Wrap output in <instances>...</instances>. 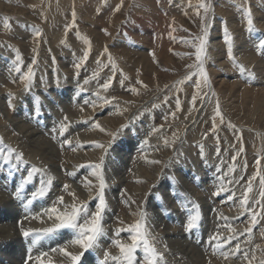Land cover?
<instances>
[{"label":"rangeland","instance_id":"374dc122","mask_svg":"<svg viewBox=\"0 0 264 264\" xmlns=\"http://www.w3.org/2000/svg\"><path fill=\"white\" fill-rule=\"evenodd\" d=\"M204 2L210 11L197 15L201 0H0V264H10L14 252L20 264H73L60 249L81 255L80 264H101L106 253L121 256L114 242L131 243L126 229L141 213L163 254L158 264L264 262V54L257 48L264 39V0ZM225 27L237 62L255 79L241 76L229 60ZM204 28L210 86L189 67L197 63L193 44ZM29 68L30 87L23 79ZM8 149L14 152L5 163ZM97 164L106 185V235L85 251L71 243L72 229L45 234L58 223L47 210L83 204L94 213ZM15 208L21 214L16 225ZM197 212L198 227L189 232L187 221ZM118 229L125 231L117 236ZM217 234L219 251L210 242ZM136 257L142 264L143 251Z\"/></svg>","mask_w":264,"mask_h":264},{"label":"snow or ice","instance_id":"6c2138e0","mask_svg":"<svg viewBox=\"0 0 264 264\" xmlns=\"http://www.w3.org/2000/svg\"><path fill=\"white\" fill-rule=\"evenodd\" d=\"M201 8L204 10V13L207 14L211 9V5L209 3L204 2V0H201V3L199 4L197 8V15L200 14L199 10ZM116 11H119V7L116 9ZM246 15H247L248 31L250 33H254L256 29L254 27V21L252 18V13H251L250 8L247 10ZM73 17H75V12H73ZM203 19L206 20L207 15H205ZM224 31H225V42L228 45L229 60L232 61L233 65L239 70V74L241 76L246 75L249 80L255 79V73L248 71L247 69H245L243 65H240L237 62L236 57L233 55L232 37L227 31V27H225ZM105 33L108 34L107 30H105ZM35 34L37 36L41 35L38 29L35 30ZM207 36H208L207 28H204L203 35L197 38L198 44H193V47L195 48V58H196L197 63L195 65H190L189 67L196 68V73L194 74L200 76V78L204 81V83L210 86V80L207 75V71L204 67V60L206 58V45L208 42ZM188 43H191V42H188ZM257 48L261 52V54H264V39H260L258 41ZM19 58H20L19 54H17V59ZM84 59L85 60L87 59V53L85 54ZM109 60L111 61L110 56H109ZM79 66H80L79 64L76 65L77 68H79ZM113 68H115V65H113ZM17 71H19V69H17ZM33 75L34 74L32 72V69L29 68L27 74L24 75L23 77V79L28 82L29 87L31 86ZM85 83H87V81H85ZM110 83L111 81L105 83L104 88L107 89L110 86ZM196 87L197 89H199L200 85L197 84ZM103 102L110 103L111 101L104 99ZM193 103H195V97H193ZM9 105L11 106V101H9ZM177 106H179V103ZM36 112H37V115L40 114L39 108H37ZM216 115L220 117L221 121H223V115L220 112L218 103H217V108H216ZM65 119H67V117H65ZM95 127L99 128L100 126L97 123ZM230 127L234 128L235 126L230 125ZM214 129H215V125H214ZM65 130H66V127L64 125H61V131H65ZM65 143L71 145L70 140H66ZM2 144H3V141H2V138H0V158L4 157V149H3ZM96 147L102 148L103 145L97 144ZM13 152H14L13 149L7 150V159H5V163L11 162V157H12ZM18 159L20 160L23 159L22 154L18 156ZM256 163L257 165H259L260 161L257 160ZM100 170H101V165L97 164L94 166L93 175H96L99 180V193H98L99 204L96 208V211L89 215L87 206L83 204L80 206H76L74 204L71 206L70 211H65V212H60L59 209L53 206L51 209L47 210L49 213L52 214L49 216V218L51 219L52 216L54 215L55 220L58 221V223L54 227L46 229L45 234L56 232L57 230L62 229V228H68V229L74 230L75 232V238L71 241L72 244L79 246L81 249L85 251L98 245L100 238L103 235H106V233L104 232L103 226H102V221H103V214L107 206L105 198H104V188L106 185H105V181H104L103 175ZM30 179L31 177H29V180ZM253 179H255V177H253ZM48 183L50 185L51 181H49ZM86 186L91 187V182H88V185ZM261 186L262 188H264V177H261ZM68 187H69L68 185H65L64 186L65 190H67ZM44 191L45 189L41 188V191L38 195L42 196L44 194ZM251 191H252L251 182H249L247 192L244 194V198L241 201L242 207L248 204L247 193H250ZM215 194L219 195V192ZM70 195H72L73 198L75 199V193H70ZM260 196L262 199H264V191H261ZM58 200H59V203L63 204L64 202L63 196L59 197ZM29 203H31V201H29ZM125 203H127V201H125ZM257 203H259V201H257ZM196 207L198 208L199 206L196 205ZM245 211H247V208H245ZM82 215L84 216L83 222H81ZM145 215L146 214L141 213V219L137 221L134 225H129L128 228L126 229V231L130 233L129 239L131 243L124 244L120 240H116L114 242V245L117 248H119L121 256L111 257L110 253H106V259L105 261L101 262V264H107V260L109 258L112 259L113 261H117L118 264H137L136 253L141 250L143 251L142 264H158L159 261H163V254L157 251L153 243L152 237L147 230L146 221L144 219ZM199 219H200V215L198 212L196 215L190 216V218L187 221V225H186L187 231L191 232L193 229H196L198 227ZM250 222L253 226L257 223V214L253 213L251 215ZM121 231H125V229H118L116 231V235L119 236ZM246 231L249 234H251L252 229L248 228L246 229ZM23 235L27 238L31 235V232L23 231ZM220 239L222 238L219 237V234H217L216 236H212L210 238V242L213 240L216 241L217 251H219L222 247L220 243ZM230 242H231V238L229 239V243ZM60 251L63 252L65 256L70 257L71 260L73 261V264H80L81 255H72L66 249H60ZM239 251H240L239 244H237L235 248V252L238 253ZM222 255H224L225 259H227L229 256L227 252L222 253ZM29 259H31V256H29ZM262 264H264V262H262Z\"/></svg>","mask_w":264,"mask_h":264},{"label":"bare ground","instance_id":"6f19581e","mask_svg":"<svg viewBox=\"0 0 264 264\" xmlns=\"http://www.w3.org/2000/svg\"><path fill=\"white\" fill-rule=\"evenodd\" d=\"M54 149H55V148H54ZM51 150H52V149H51ZM44 151H45V150H44ZM48 154H49V153H48ZM134 154H135V153H134ZM129 161H130V160H129ZM116 164H117V163H116ZM121 164H122V163H121ZM56 166H57V165H56ZM123 167H124V166H123ZM57 168H58V167H57ZM53 170H55V169H53ZM56 172H57V171H56ZM152 174H154V173H152ZM123 175H124V174H123ZM150 175H151V174H150ZM179 175H180V174H179ZM55 177H56V176H55ZM57 177H58V176H57ZM171 178H172V177H171ZM177 181H178V180H177ZM183 181H184V180H183ZM184 187H185V186H184ZM185 189H186V188H185ZM185 191H186V190H185ZM146 193H147V192H146ZM194 193H195V192H194ZM3 194H4V193H3ZM3 194H2V195H3ZM5 194H6V193H5ZM10 194H11V193H10ZM55 194H56V193H55ZM113 194H114V193H113ZM2 195H1V196H2ZM6 196H7V195H6ZM86 196H87V195H86ZM111 197H113V196H111ZM197 197H198V196H197ZM5 198H6V197H5ZM190 198H191V197H190ZM166 199H167V198H166ZM168 199H169V198H168ZM198 199H199V198H198ZM8 201H9V200H8ZM165 201H166V200H165ZM10 202H11V201H10ZM187 202H188V201H187ZM36 203H37V202H36ZM190 205H191V204H190ZM38 208H39V207H38ZM15 210H16V208H15ZM36 210H37V209H36ZM176 210H177V209H176ZM195 210H196V209H195ZM41 211H42V210H41ZM225 211H226V210H225ZM5 212H6V211H5ZM42 212H43V211H42ZM177 213H178V212H177ZM13 214H14V215H13V223H14V225H16L17 222H18V218L21 217V214L17 213V210L14 211ZM195 214H196V213H195ZM17 215H18L19 217H18ZM221 215H222V214H221ZM223 216H224V215H223ZM181 217H182V216H181ZM246 217H247V216H246ZM0 219H1V218H0ZM21 219H22V218H21ZM245 219H246V218H245ZM165 221H166V220H165ZM204 221H205V220H204ZM7 223H8V222H7ZM230 223H231V222H230ZM9 224H10V223H9ZM6 225H7V224H6ZM231 225H232V224H231ZM10 226H11V225H10ZM0 227H1V226H0ZM2 227H3V226H2ZM17 227H18V226H17ZM15 228H16V226H15ZM201 228H202V227H201ZM236 228H237V227H236ZM9 229H10V228H9ZM168 229H169V228H168ZM2 230H3V228H2ZM10 231H11V230H10ZM15 231H16V230H15ZM166 232H167V231H166ZM11 233H12V232H11ZM15 233H16V232H15ZM17 233H18V232H17ZM17 233H16V234H17ZM73 233H74V232H73ZM13 234H14V233H13ZM18 234H19V233H18ZM152 235H153V234H152ZM169 235H170V234H169ZM250 235H251V234H250ZM71 237H72V236H71ZM2 238H3V237H2ZM16 238H17V237H16ZM16 238H13V239H14V240H17ZM3 239H4V238H3ZM9 239H10V237H9ZM13 239H12V240H13ZM5 240L7 241L8 239L6 238ZM255 240H256V239H255ZM8 241H9V240H8ZM15 242H16V241H15ZM18 242H19V241H18ZM43 242H44V240H42L41 245L45 244V243H43ZM176 242H177V241H176ZM221 242H222V241H221ZM238 242H239V241H238ZM10 243H11V242H10ZM16 243H17V242H16ZM98 243H99V242H98ZM109 243H110V242H109ZM225 243H226V242H225ZM230 243H231V242H230ZM17 244H18V243H17ZM177 244L182 245L181 243H177ZM211 244H212V243H211ZM180 245H179V246H180ZM183 245L186 246V244H184V243H183ZM183 245H182V246H183ZM25 246H26V245H25ZM37 246H38V245H36V247H37ZM170 246H171V245H170ZM185 246H184V247H185ZM187 246H188V244H187ZM214 246H215V245H214ZM36 247H35V248H36ZM177 247H178V246H177ZM9 248H10V247H9ZM26 248H27V247H26ZM16 249H17V248H16ZM23 249H24V248H23ZM47 249H48V247H47ZM180 249H182V247H181ZM180 249H179V251H180ZM8 250H9V249H8ZM30 250H32V248H31V249H28V248H27V249H26V253H28V251L30 252ZM40 250H41V249H40ZM183 250H184V249H183ZM187 250H188V249H187ZM190 250H191V249H190ZM223 250H224V249H223ZM32 251H34V250H32ZM55 251H56V250H55ZM188 251H189V250H188ZM192 251H193V250H192ZM201 251H202V250H201ZM50 252H51V251H50ZM184 252H185V251H184ZM224 252H225V251H224ZM188 253L190 254V252H188ZM188 253H187V254H188ZM191 253H192V252H191ZM213 253H214V252H213ZM239 253H240V252H239ZM4 254H5V253H4ZM9 254H10V253H9ZM189 254H188V255H189ZM197 254H198V253H197ZM197 254H196V255H197ZM11 255H12V257L10 256V261H9L10 264H20V263H17L18 260H16V261L14 260V259L18 258V256L15 254V252H14V254L12 253ZM34 255H35V254H34ZM188 255H187V256H188ZM190 255H191V254H190ZM196 255H195V256H196ZM24 256H25V255H24ZM44 256H45V255H44ZM199 256L201 257L200 254H199ZM200 257H198V258H200ZM37 258H38V257H37ZM46 258H47V257H46ZM184 258H185V257H184ZM26 259H27V258H26ZM185 259H186V258H185ZM188 259H189V258H188ZM191 259H192V258H191ZM27 260H28V259H27ZM67 260H68V259H67ZM101 260H102V258H101ZM110 260H111V259H110ZM176 260H177V259H176ZM180 260H181V259H180ZM14 261H15V262H14ZM22 261H23V260H22ZM39 261H40V259H39ZM188 261H189V260H188ZM201 261H202V260H201ZM211 261H212V260H211ZM214 261H215V259H214ZM9 262H8V263H9ZM26 262H27V261H26ZM35 262H36V261H35ZM40 262H41V261H40ZM42 262H43V260H42ZM63 262H64V261H63ZM69 262H71V260H70ZM69 262H68V263H69ZM101 262H102V261H101ZM217 262H218V261H217ZM64 263H65V262H64ZM43 264H51V263L46 262V263H43ZM52 264H53V263H52ZM58 264H59V263H58ZM253 264H254V263H253ZM257 264H258V263H257Z\"/></svg>","mask_w":264,"mask_h":264}]
</instances>
